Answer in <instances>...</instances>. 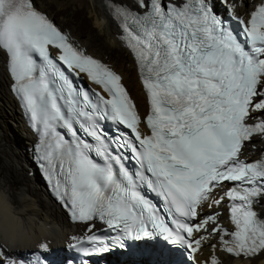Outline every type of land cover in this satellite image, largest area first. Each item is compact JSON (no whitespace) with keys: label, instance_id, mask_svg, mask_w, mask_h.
Instances as JSON below:
<instances>
[{"label":"bare ground","instance_id":"6f19581e","mask_svg":"<svg viewBox=\"0 0 264 264\" xmlns=\"http://www.w3.org/2000/svg\"><path fill=\"white\" fill-rule=\"evenodd\" d=\"M106 0H32L51 21L54 10L62 13L56 25L82 52L105 61L121 76L140 115L147 111L134 62L118 39L119 32L107 15ZM130 4L132 0H115ZM231 13L248 16L259 0H221ZM49 12V13H48ZM64 14V15H63ZM73 21L71 31L65 24ZM107 56V57H105ZM105 58V59H104ZM8 55L0 49V264H73L66 252H56L68 245L89 227L88 223L70 225L64 214L47 195L31 161L34 137L28 130L20 106L10 89L13 79L7 69ZM264 120V110L256 113ZM264 152V140L258 138L244 146L242 157L252 160ZM222 214L214 224L205 223L197 233L202 248L196 255L198 264H264V249L251 259H234L224 252L218 233L212 230L223 223V206L214 208ZM258 210L264 216V199ZM52 249L39 253L31 249ZM31 254L34 259L29 260ZM120 258L87 260L80 264H125Z\"/></svg>","mask_w":264,"mask_h":264},{"label":"rangeland","instance_id":"374dc122","mask_svg":"<svg viewBox=\"0 0 264 264\" xmlns=\"http://www.w3.org/2000/svg\"><path fill=\"white\" fill-rule=\"evenodd\" d=\"M34 1V0H33ZM112 1H115V0H112ZM53 10H54V15H53V17H51L52 18V20H53V22H54V24H56V22H58V19L60 18V16H61V14L62 13H60V12H58L57 10L55 11V9L53 8ZM49 13V12H48ZM64 15V14H63ZM71 31H78V29H73L72 27H74L75 26V23L73 22V21H68L66 24H65ZM105 57H107V56H105ZM105 59V58H104ZM109 59V58H108ZM108 59H105V60H103V61H107Z\"/></svg>","mask_w":264,"mask_h":264}]
</instances>
